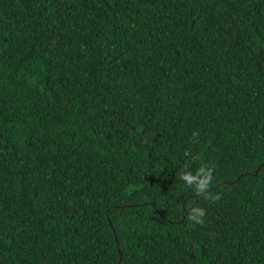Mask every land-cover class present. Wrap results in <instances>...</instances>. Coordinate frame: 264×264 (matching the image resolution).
<instances>
[{
    "label": "trees",
    "instance_id": "trees-1",
    "mask_svg": "<svg viewBox=\"0 0 264 264\" xmlns=\"http://www.w3.org/2000/svg\"><path fill=\"white\" fill-rule=\"evenodd\" d=\"M0 264H264V0H0Z\"/></svg>",
    "mask_w": 264,
    "mask_h": 264
},
{
    "label": "clouds",
    "instance_id": "clouds-1",
    "mask_svg": "<svg viewBox=\"0 0 264 264\" xmlns=\"http://www.w3.org/2000/svg\"><path fill=\"white\" fill-rule=\"evenodd\" d=\"M181 179L185 182L186 186L191 187L196 191H203L208 187L212 180V169L202 163L194 173L187 171L183 172ZM205 214L206 209L204 207H194L191 211L190 219L195 223H202Z\"/></svg>",
    "mask_w": 264,
    "mask_h": 264
}]
</instances>
